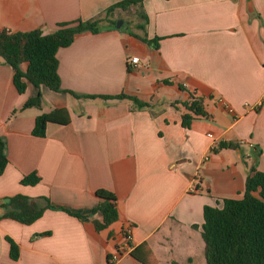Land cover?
<instances>
[{"label": "crops", "instance_id": "1", "mask_svg": "<svg viewBox=\"0 0 264 264\" xmlns=\"http://www.w3.org/2000/svg\"><path fill=\"white\" fill-rule=\"evenodd\" d=\"M120 1L0 0V31L51 33L102 16ZM132 10L147 21L143 31L131 32L159 38L158 49L129 27L105 23L57 51L62 92L27 82L19 94L13 69L0 61L7 158L0 199L44 197L56 208L89 215L100 202L95 192L106 190L119 215L101 231L93 223L97 214L80 220L47 210L30 225L0 219V264H107L127 227L131 249L145 245L153 264H194L204 245L203 207L241 199L250 171L264 173V0H144ZM38 93L40 108L21 109ZM118 94L151 109L103 98ZM191 95L202 99L209 117L186 129L180 103ZM55 109H65L69 123H48L44 137L33 136L36 117ZM220 142L238 146L215 151ZM32 173L40 181L22 185ZM7 237L19 248L16 261ZM115 264L140 263L125 254Z\"/></svg>", "mask_w": 264, "mask_h": 264}, {"label": "trees", "instance_id": "2", "mask_svg": "<svg viewBox=\"0 0 264 264\" xmlns=\"http://www.w3.org/2000/svg\"><path fill=\"white\" fill-rule=\"evenodd\" d=\"M143 1L123 0L117 2L105 9L102 16L88 21L60 24L55 31L47 34L40 30L22 33L0 31V57L14 71L13 85L17 92L19 94L24 93L27 82L36 88L43 86L53 92H62L57 72V51L71 45L74 39L83 33H99L105 28L103 26L105 23L109 24V27L115 28V14L117 12H129ZM139 17L141 22L136 25L135 29L143 31L147 18L140 13ZM129 33L147 45L158 49L159 38L148 40L145 36L141 37L132 32ZM23 64L26 65L25 70L21 69ZM165 83L168 84V82ZM66 93L76 98H92L68 91ZM103 98L128 100L138 110L151 109L149 103L125 94ZM41 104L42 96L38 93L34 98L26 101L21 109L40 108ZM180 104L186 110L181 116L183 128L188 129L191 122L197 118L209 117L201 98L191 95L188 101ZM69 120V115L65 109H55L36 117L31 133L35 137L42 138L45 136L48 123L65 125L69 123ZM237 146L238 144L233 142H220L215 151L235 149ZM6 165L5 142L0 138V176L3 174ZM39 181V177L32 173L24 176L20 183L34 186ZM95 195L100 199L99 204L92 209L89 215H81L56 208L44 197L30 198L17 194L2 199L3 213L0 215V219H10L23 225H30L41 218L47 210L64 211L80 220H87L92 215L97 214L100 216V220H94L93 223L95 229L101 231L115 223L119 215L116 208V198L111 192L97 190ZM200 228V235L204 244L205 264H264V173L254 169L250 171L245 180L241 199H225L220 206L215 207L204 206L203 223ZM6 240L9 244V257L16 261L19 257V248L10 238L7 237ZM129 255L140 264H153L151 251L145 245L134 248Z\"/></svg>", "mask_w": 264, "mask_h": 264}, {"label": "rangeland", "instance_id": "3", "mask_svg": "<svg viewBox=\"0 0 264 264\" xmlns=\"http://www.w3.org/2000/svg\"><path fill=\"white\" fill-rule=\"evenodd\" d=\"M116 22L118 20H122L129 28L128 31L131 32L135 29L136 25L141 22V18L139 17L138 12H134L133 10L122 13V12H117L115 14ZM199 240L203 245V241L201 237L199 236ZM194 264H205V258H204V245H203V250L199 252V258L194 259Z\"/></svg>", "mask_w": 264, "mask_h": 264}, {"label": "built area", "instance_id": "4", "mask_svg": "<svg viewBox=\"0 0 264 264\" xmlns=\"http://www.w3.org/2000/svg\"><path fill=\"white\" fill-rule=\"evenodd\" d=\"M5 32L11 33L9 32V30H5ZM130 62L132 65H136L138 63V58L134 57L131 59ZM208 136H211V135H208ZM122 237H123L124 243L114 254L108 256L107 264H115L121 258L122 255L129 254L132 251L131 246H130L131 239H132L130 227L123 229Z\"/></svg>", "mask_w": 264, "mask_h": 264}, {"label": "water", "instance_id": "5", "mask_svg": "<svg viewBox=\"0 0 264 264\" xmlns=\"http://www.w3.org/2000/svg\"><path fill=\"white\" fill-rule=\"evenodd\" d=\"M128 28V26L122 21V20H118L115 24V29L116 30H120V29H123V30H126ZM0 61H4V59L2 57H0ZM3 203V200L0 199V215L3 213V210L1 208V204Z\"/></svg>", "mask_w": 264, "mask_h": 264}]
</instances>
